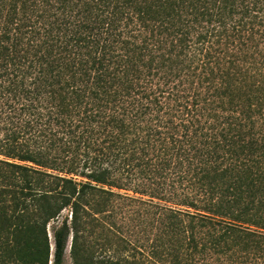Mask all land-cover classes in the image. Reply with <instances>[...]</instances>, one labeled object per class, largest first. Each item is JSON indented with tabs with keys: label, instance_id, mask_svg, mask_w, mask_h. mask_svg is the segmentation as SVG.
<instances>
[{
	"label": "trees",
	"instance_id": "1",
	"mask_svg": "<svg viewBox=\"0 0 264 264\" xmlns=\"http://www.w3.org/2000/svg\"><path fill=\"white\" fill-rule=\"evenodd\" d=\"M114 198L145 264H264V0H0V252L78 262Z\"/></svg>",
	"mask_w": 264,
	"mask_h": 264
},
{
	"label": "rangeland",
	"instance_id": "2",
	"mask_svg": "<svg viewBox=\"0 0 264 264\" xmlns=\"http://www.w3.org/2000/svg\"><path fill=\"white\" fill-rule=\"evenodd\" d=\"M113 191L123 196L148 199L132 191L117 190L116 188H113ZM105 210L100 214L98 211H94L97 213L95 217H100L103 222L104 228L97 227L96 223L93 224L94 226L89 224L85 227L84 243L87 251L85 249L80 252L78 262L71 255L72 237H70L64 264H101L107 258L110 264H115L117 261L119 264H145L142 256L148 252V246L160 233L158 222L154 220L156 215L147 213L149 211H145L136 202L123 201L119 198L112 199L111 204ZM65 216H69L70 219L69 209L63 212V217ZM56 224L58 223L50 222L47 226L51 253L54 251L53 228ZM85 258L88 259L84 260ZM0 264L15 263L6 261L5 253L1 251ZM104 264L109 263L104 262Z\"/></svg>",
	"mask_w": 264,
	"mask_h": 264
}]
</instances>
